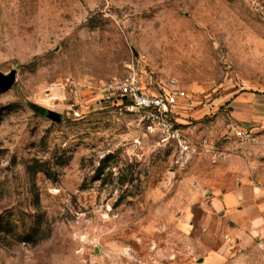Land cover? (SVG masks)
Listing matches in <instances>:
<instances>
[{"label": "rangeland", "instance_id": "obj_1", "mask_svg": "<svg viewBox=\"0 0 264 264\" xmlns=\"http://www.w3.org/2000/svg\"><path fill=\"white\" fill-rule=\"evenodd\" d=\"M0 264H264V0H0Z\"/></svg>", "mask_w": 264, "mask_h": 264}, {"label": "built area", "instance_id": "obj_2", "mask_svg": "<svg viewBox=\"0 0 264 264\" xmlns=\"http://www.w3.org/2000/svg\"><path fill=\"white\" fill-rule=\"evenodd\" d=\"M136 79V77L130 76L129 78H127L125 83L120 85L119 90L121 92V95L129 96L132 100L133 107L150 111L152 124L158 125L159 131L163 135L164 142H168L169 139L172 138L174 130L173 127L162 118V116L164 113L168 112L169 108H176L178 95H170L166 98L144 96L140 93V89L136 84ZM182 96H184V94H182ZM148 128L151 132H155L153 125H149ZM238 136H243V133L239 132ZM177 138L178 140L182 141L185 151L191 150L190 145H187V143L183 141L179 135L177 136ZM210 157L213 163H217L225 158L223 152L215 150V148H213L211 145Z\"/></svg>", "mask_w": 264, "mask_h": 264}, {"label": "trees", "instance_id": "obj_3", "mask_svg": "<svg viewBox=\"0 0 264 264\" xmlns=\"http://www.w3.org/2000/svg\"><path fill=\"white\" fill-rule=\"evenodd\" d=\"M36 110H37L38 112L42 113L43 115H46V116H48V117H50V118H52V119H54V120H57V119L59 118L58 115H56V114H54L53 112L48 111V110H46V109L36 107Z\"/></svg>", "mask_w": 264, "mask_h": 264}, {"label": "crops", "instance_id": "obj_4", "mask_svg": "<svg viewBox=\"0 0 264 264\" xmlns=\"http://www.w3.org/2000/svg\"><path fill=\"white\" fill-rule=\"evenodd\" d=\"M237 194V193H236Z\"/></svg>", "mask_w": 264, "mask_h": 264}]
</instances>
